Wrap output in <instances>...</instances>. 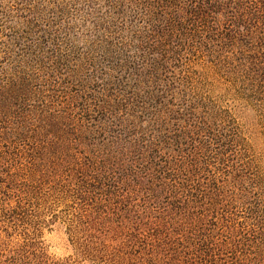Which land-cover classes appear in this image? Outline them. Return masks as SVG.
Wrapping results in <instances>:
<instances>
[{
    "label": "trees",
    "instance_id": "trees-1",
    "mask_svg": "<svg viewBox=\"0 0 264 264\" xmlns=\"http://www.w3.org/2000/svg\"><path fill=\"white\" fill-rule=\"evenodd\" d=\"M27 12L0 61V243L62 264L36 242L59 222L90 264H264V0Z\"/></svg>",
    "mask_w": 264,
    "mask_h": 264
},
{
    "label": "rangeland",
    "instance_id": "rangeland-1",
    "mask_svg": "<svg viewBox=\"0 0 264 264\" xmlns=\"http://www.w3.org/2000/svg\"><path fill=\"white\" fill-rule=\"evenodd\" d=\"M54 1L57 0H0V61L14 58L13 53L10 52V55L7 56L5 53H7V47L12 50L13 33L23 25L21 16H25L28 10L48 11L53 8ZM38 236L36 242L42 243L44 252L50 260L62 264H90L77 255L66 233L65 226L61 223L45 225L41 228ZM2 240L5 241L0 243V264H9L11 257L17 259L15 264L37 263L35 257L30 256L28 260L23 257V247L20 249L21 240L19 237Z\"/></svg>",
    "mask_w": 264,
    "mask_h": 264
}]
</instances>
